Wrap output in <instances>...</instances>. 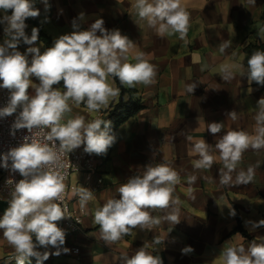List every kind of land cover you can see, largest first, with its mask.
Returning <instances> with one entry per match:
<instances>
[{"label":"crops","instance_id":"0c3cea01","mask_svg":"<svg viewBox=\"0 0 264 264\" xmlns=\"http://www.w3.org/2000/svg\"><path fill=\"white\" fill-rule=\"evenodd\" d=\"M50 8L45 10L41 0H35L40 16L26 20V33L30 36L35 24L43 27L54 41L61 35L73 31L72 22L86 30L97 18L104 20L108 30L119 29L135 44L128 55V62L135 63L137 52L155 65L157 75L151 85L134 86L140 96L143 108L135 116L125 121L115 132V142L105 154H91L99 165L103 186L94 187L78 172L68 179V201L74 213H79V197L74 190L84 187L93 192L79 226L66 231L63 247L70 251L59 256L51 255L42 264H123L122 254L134 255L139 247L155 255H163L165 264H222L220 253L229 246L243 245L248 248L252 241L264 242V226L250 231L251 224L264 219V148H249L242 159L233 179L241 171L254 168V178L247 185L225 186L219 182V169L223 167L215 143L227 131H245L255 135L258 100L264 97V85L249 82L241 71L247 68L249 44L264 42V0H182L190 14L188 32L182 40L178 33L161 37L150 28L145 20L139 18L132 5L135 0H48ZM84 18L79 19V14ZM9 15L11 12L9 11ZM0 15H3L0 12ZM4 25L0 24V43L5 36ZM99 34V33H98ZM230 42L222 53L219 45ZM41 53L46 48L39 38L37 44ZM28 45L21 42L18 50L24 52ZM242 65L234 68L235 77L224 81L220 76L223 64ZM30 88L34 95L35 84ZM108 83L116 88V82L108 77ZM195 83L196 88L189 93L186 86ZM64 91L62 84L57 85ZM2 89H0L1 91ZM117 98L110 99L106 108L99 112H89L84 104L77 106L69 100L72 111L65 113L62 123L77 115L85 117L86 122L106 115V111ZM234 111L233 119L228 113ZM220 122L224 128L213 135L208 124ZM103 127V126H102ZM191 136L192 140L187 137ZM205 140L210 145V154L216 162L210 169H195L194 161L198 155H190L193 144ZM167 164L175 170L180 181L175 185L173 198L180 209L181 221L173 225L163 221L156 226L141 230L132 229L129 235L117 242L106 243L101 238L100 228L94 222V212L109 199L119 198L118 189L122 183L137 174H142L148 164ZM195 175V183L189 184L188 177ZM191 189V192L189 191ZM8 203L0 201V216ZM236 215H230V209ZM153 217H163L170 209H148ZM239 216L244 230L250 237L234 231ZM159 238L164 243L156 244ZM35 242V237L33 236ZM191 246L194 251L182 254L181 249ZM74 248L78 252H74ZM37 251L55 252L38 247ZM14 248L8 244L0 230V264H16ZM25 264H37L30 257Z\"/></svg>","mask_w":264,"mask_h":264},{"label":"clouds","instance_id":"9594fccd","mask_svg":"<svg viewBox=\"0 0 264 264\" xmlns=\"http://www.w3.org/2000/svg\"><path fill=\"white\" fill-rule=\"evenodd\" d=\"M41 2L45 10L50 8L48 0ZM249 3L254 5L255 0H249ZM34 5L35 0H0V12L3 13L0 24L4 25L5 36L0 43V89L9 93L6 105L0 107V118L15 114L10 134L15 136L18 130H27L28 133L18 146L0 154V167L22 177L14 181L10 175L6 180L10 199L0 216V230L15 250L16 264H25L30 257H35L37 264H42L51 255L59 256L61 249L64 253L70 251L63 247L66 231L57 223L70 217L66 215L67 207L63 206L66 186L61 158L82 145L85 153L105 154L116 139L110 131L111 122L105 119L86 122L84 116L77 115L62 123L65 113L72 111L69 100L77 106L84 104L89 112H99L121 92L120 88L110 86L108 77L118 79L121 85L134 87L153 84L157 75L155 65L149 63L142 52L135 54V63L128 62L134 42L119 29L105 28L102 18H97L86 30H81L73 20V31L59 36L52 47L41 53L40 47L35 46L39 40V28L33 27L30 36L26 33V20L40 16V10ZM132 7L159 36L178 33L182 40L185 38L190 14L182 0H135ZM83 18L82 12L79 19ZM21 42L28 45L24 52L18 50ZM229 46L230 42H222L220 52ZM237 67L243 66L221 65L220 76L224 81L232 80L235 77L233 69ZM240 75H246L249 82L264 85V51H254L247 59L246 70ZM34 79L38 83L35 84V94L30 95ZM61 82L64 91L56 87ZM195 88V83L186 86L189 93ZM258 109L255 135L232 130L225 132L215 143L223 164L219 169L221 185H247L254 178L251 166L247 171H239L235 179L232 173L236 171L244 151L264 148V97L258 100ZM228 115L236 118L234 111ZM223 128V123L212 122L207 130L216 135ZM187 139L191 141L192 137ZM190 155L199 157L194 161L195 169H210L216 162L205 140H197ZM196 179L195 175H190L188 183L193 184ZM179 181V174L167 164L146 165L142 174L134 175L121 184L118 199H109L95 210L94 222L100 228L101 238L106 243H114L129 235L132 229H150L162 220L179 224L180 209L176 207L179 200L173 198ZM74 194L79 197L82 211L93 199V192L84 187L75 189ZM148 209L170 211L163 217H153ZM229 209L230 215L235 216V209ZM245 224H251L250 231H254L264 226V219L246 221ZM155 243L164 241L157 238ZM49 246L56 251H37L38 247L47 249ZM192 251L191 246L181 249L182 254ZM220 256L222 264H264V242L254 240L247 249L243 245L229 246L222 250ZM121 260L123 264H163L160 255L151 254L144 246L130 257L122 254Z\"/></svg>","mask_w":264,"mask_h":264},{"label":"built area","instance_id":"2783aa9c","mask_svg":"<svg viewBox=\"0 0 264 264\" xmlns=\"http://www.w3.org/2000/svg\"><path fill=\"white\" fill-rule=\"evenodd\" d=\"M34 19L35 18H28L27 20L31 21ZM29 94L32 95L30 89ZM8 95L9 93L6 89L0 91V107L6 105ZM14 120L15 114L7 118H0V154L6 153L11 147L18 146L22 142V137L28 134L27 130H18L15 136H12L10 134V127ZM61 162L64 165L61 172L65 175L64 183L66 186L63 206L67 207L68 211L66 215L70 217H66L57 223L58 226L64 230H75L78 228L82 217L85 215L86 209L84 208L82 211L80 208L79 213L76 214L70 208L67 186L70 175L75 172L81 173L87 181L94 182L95 188L103 186V179L99 172V165L94 161L91 154L84 152L83 145L71 153H65L61 158ZM10 175L14 181L22 179L19 173L10 174L8 170L0 167V201H5L7 203L10 199V187L7 186L5 182ZM74 252H78V249L74 248Z\"/></svg>","mask_w":264,"mask_h":264},{"label":"trees","instance_id":"16d2710c","mask_svg":"<svg viewBox=\"0 0 264 264\" xmlns=\"http://www.w3.org/2000/svg\"><path fill=\"white\" fill-rule=\"evenodd\" d=\"M35 27L39 28V38L43 41L45 48L47 49L49 47H52L51 37L45 32L43 27L37 23L35 24ZM256 50L264 51V42H260L257 44H249L245 47V51L248 53L249 57ZM113 79L116 82V88H120L121 92L117 98V101L111 104V107L106 111V115L103 117V119L111 122L110 131L111 134L114 135L117 129L125 121L135 116L136 113L143 108V103L140 96L137 95L136 89L134 87H127L121 85L118 79ZM237 220L238 222L234 231H239L246 237H250L246 230H244L238 215ZM160 256L163 260V264H165L163 255L160 254Z\"/></svg>","mask_w":264,"mask_h":264}]
</instances>
